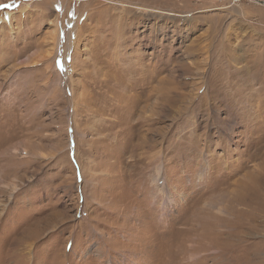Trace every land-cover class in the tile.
<instances>
[{
	"label": "rangeland",
	"instance_id": "obj_1",
	"mask_svg": "<svg viewBox=\"0 0 264 264\" xmlns=\"http://www.w3.org/2000/svg\"><path fill=\"white\" fill-rule=\"evenodd\" d=\"M163 258L264 264V4L0 0V264Z\"/></svg>",
	"mask_w": 264,
	"mask_h": 264
},
{
	"label": "bare ground",
	"instance_id": "obj_2",
	"mask_svg": "<svg viewBox=\"0 0 264 264\" xmlns=\"http://www.w3.org/2000/svg\"><path fill=\"white\" fill-rule=\"evenodd\" d=\"M7 16H8V14H6V18H7ZM105 68V67H104ZM102 69V68H101ZM73 71V70H72ZM107 71V70H106ZM106 71H104V72H102V74H105V72ZM120 74H121V72H120ZM131 74V73H130ZM136 75V74H135ZM118 76V75H117ZM118 78V77H117ZM99 79H100V85L101 84H103V83H105V82H107L109 85H110V88L112 89L113 87H115L116 86V84L115 85H113V83H114V81H116V79H114V77L112 78V77H107V79L105 80L104 79V77L103 78H100L99 77ZM121 80V79H120ZM75 81V80H74ZM91 82V81H90ZM119 82V81H118ZM120 84V83H119ZM171 83H168V85H167V83L166 84H164L163 85V87H161V88H157V85H155L152 89H150L149 90V92L150 93H152L153 95H154V97H155V100L152 102V104L150 105L151 106V108H150V116H149V118H146L147 116H145V115H143V111H139V113L137 114V116H136V118H135V120H133L134 122L132 123V126L136 129V130H138L145 122H147V121H149V120H152V122H156V121H158L157 119H159V116H161V114L162 113H165V110L163 109V107L164 106H166L167 107V109H168V111L169 112H171V111H173L171 108H170V103H171V101L173 100V99H171V97L169 96L170 94V91H168V90H166V88H168L169 87V85H170ZM112 85V86H111ZM121 85V84H120ZM123 85V84H122ZM81 86L82 87H84V88H89V84H88V86L86 85V82H82L81 83ZM165 90V93L166 94H163V93H161V91L162 90ZM158 90H160V91H158ZM153 91V92H152ZM89 92V91H88ZM112 92V91H111ZM108 94V93H107ZM174 94H175V92H174ZM173 95V94H172ZM139 96V95H138ZM148 96V95H147ZM181 96V95H180ZM137 99V98H136ZM154 99V98H153ZM182 102H184L183 100H182ZM139 103V102H138ZM183 104H185V103H183ZM172 106V105H171ZM174 106V105H173ZM136 110V107L134 108V111ZM157 110V111H156ZM175 110V109H174ZM133 111V112H134ZM157 112H158V114H157ZM135 115V114H134ZM168 115V114H167ZM152 116H155L156 117V119H153L154 117H152ZM133 117V116H132ZM127 122H128V120H126ZM76 126H75V130L77 131V124H75ZM74 130V129H73ZM74 130V131H75ZM135 134V133H134ZM139 142H137L136 144H135V148H138V146H139ZM75 147H77V145H75ZM257 157H260L259 156V153H258V156ZM159 168L158 167H156L155 168V174L153 175V177H152V181H154V183L155 184H157V182H158V180L159 179H161V177H160V174H159ZM192 215V214H191ZM194 223V225H198L196 222H193ZM196 223V224H195ZM209 223V222H208ZM207 223V224H208ZM185 225H190V227H187V228H185V229H190L191 228V225H192V223H189V224H186V222H185ZM203 226L205 225L204 223L202 224ZM214 225V224H213ZM211 226V225H210ZM200 228V227H199ZM198 228V229H199ZM204 228V227H203ZM194 229V228H193ZM202 231V230H201ZM189 235H187V236H184V238H186V237H188ZM184 238H181V239H184ZM181 241H183V243H185L186 241L188 242L189 241V239L188 238H186V239H184V240H181ZM164 247H165V245H163ZM169 246H171V245H169ZM173 246H174V244H173ZM183 248V247H182ZM181 248V249H182ZM184 249V248H183ZM182 249V250H183ZM179 251V250H178ZM176 252V253H178L179 254V252L181 251H179V252ZM186 252H188V251H185V253ZM183 257H184V255H182ZM166 258V257H165ZM165 258H163V259H161L162 260V262L160 263V264H165Z\"/></svg>",
	"mask_w": 264,
	"mask_h": 264
},
{
	"label": "built area",
	"instance_id": "obj_3",
	"mask_svg": "<svg viewBox=\"0 0 264 264\" xmlns=\"http://www.w3.org/2000/svg\"><path fill=\"white\" fill-rule=\"evenodd\" d=\"M232 3H239L241 0H230ZM253 1V0H252ZM257 4H264V0H254Z\"/></svg>",
	"mask_w": 264,
	"mask_h": 264
}]
</instances>
